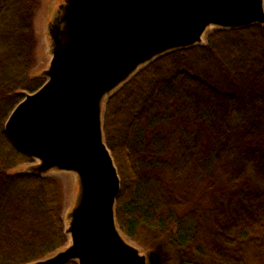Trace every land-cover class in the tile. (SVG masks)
Here are the masks:
<instances>
[{
    "label": "trees",
    "instance_id": "1",
    "mask_svg": "<svg viewBox=\"0 0 264 264\" xmlns=\"http://www.w3.org/2000/svg\"><path fill=\"white\" fill-rule=\"evenodd\" d=\"M43 1L0 0V264L69 242L60 179L17 171L33 159L4 131L44 83L32 74ZM103 135L116 223L150 264H264V25L214 28L145 65L107 99Z\"/></svg>",
    "mask_w": 264,
    "mask_h": 264
},
{
    "label": "water",
    "instance_id": "2",
    "mask_svg": "<svg viewBox=\"0 0 264 264\" xmlns=\"http://www.w3.org/2000/svg\"><path fill=\"white\" fill-rule=\"evenodd\" d=\"M264 25V0H65L48 24L44 83L4 124L13 146L36 160L27 171L74 172L69 243L32 264H149L115 220L120 179L103 135V106L139 69L199 45L209 28Z\"/></svg>",
    "mask_w": 264,
    "mask_h": 264
},
{
    "label": "rangeland",
    "instance_id": "3",
    "mask_svg": "<svg viewBox=\"0 0 264 264\" xmlns=\"http://www.w3.org/2000/svg\"><path fill=\"white\" fill-rule=\"evenodd\" d=\"M65 4V0H44L41 4L39 10L37 11L34 18V30L37 37V50H36V58L37 62L35 68L33 69V75L37 77H41L44 81L45 78L42 76V72L48 68L49 62L51 60V39L48 34V24L54 20L60 13V6ZM214 28H209L203 38V43H205V38L207 34L212 31ZM200 45V44H199ZM195 46V45H194ZM192 47V46H191ZM143 68V67H142ZM140 70V69H139ZM138 70V71H139ZM128 82V81H127ZM120 88V87H119ZM118 90V89H117ZM116 90V91H117ZM115 91V92H116ZM107 101V100H106ZM105 101V103H106ZM103 106V114L104 107ZM36 160H32L31 163L22 165L17 168V171L27 170L32 164H36ZM46 175L56 176L60 179L63 187V219L65 224L67 225L68 219L67 214L71 211L72 207L75 205L77 195L79 193V184L77 175L74 172H66V171H55L52 170L48 172ZM118 226V225H117ZM119 229V227H118ZM122 237L133 246L137 247L139 251L147 256L148 252L145 251L142 247L131 241L127 236H125L121 230L119 229ZM50 257V256H49ZM150 264V263H149Z\"/></svg>",
    "mask_w": 264,
    "mask_h": 264
}]
</instances>
